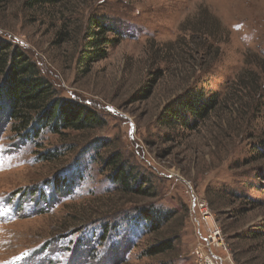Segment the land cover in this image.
Returning <instances> with one entry per match:
<instances>
[{
    "label": "rangeland",
    "instance_id": "rangeland-1",
    "mask_svg": "<svg viewBox=\"0 0 264 264\" xmlns=\"http://www.w3.org/2000/svg\"><path fill=\"white\" fill-rule=\"evenodd\" d=\"M91 15L117 41L86 70ZM0 41L104 122L34 137L0 110V264H217L205 238L224 264H264V0H0ZM193 87L217 92L218 107L194 130L160 126ZM114 153L154 196L120 190L106 164ZM150 205L174 211L167 229L127 225ZM171 235L173 250L147 253Z\"/></svg>",
    "mask_w": 264,
    "mask_h": 264
},
{
    "label": "trees",
    "instance_id": "trees-1",
    "mask_svg": "<svg viewBox=\"0 0 264 264\" xmlns=\"http://www.w3.org/2000/svg\"><path fill=\"white\" fill-rule=\"evenodd\" d=\"M55 2L57 0H27L29 6ZM111 34H115L114 37H111ZM116 34V29L105 16L91 15L88 18L86 41L79 59L87 67L86 70L92 63L107 57L110 46L117 41ZM146 94L139 95L145 98ZM219 103L220 97L217 92L208 93L201 87H193L163 108L158 116V123L173 130L180 127L183 130H194ZM0 110L6 111L11 120L18 122L17 125L14 124L15 130L21 132L29 127L32 132L30 134L34 137H38L44 130L54 134L62 133L63 130L85 131L101 127L104 123L101 115L93 107L55 95L52 85L40 73L36 62L20 47H12L11 44L2 41H0ZM261 147L264 157V138L261 140ZM57 153L58 151L45 156L50 159ZM106 164L110 168V179L121 191L126 194L154 196V193H151L152 187L147 186L146 180L142 177L138 178L135 170L130 169L120 154H112ZM60 182L62 184L61 180ZM55 184L59 185V182ZM174 215L173 210L161 206H139L131 215L126 216V222L127 225L138 228L141 234L144 232L158 234L168 228L167 225ZM104 225V232H109L112 226L109 223ZM171 236L149 247L147 253L154 256L173 250L174 240L178 235Z\"/></svg>",
    "mask_w": 264,
    "mask_h": 264
},
{
    "label": "built area",
    "instance_id": "built-area-1",
    "mask_svg": "<svg viewBox=\"0 0 264 264\" xmlns=\"http://www.w3.org/2000/svg\"><path fill=\"white\" fill-rule=\"evenodd\" d=\"M190 187V192H191V196H192V205L194 206V211L196 210V208L198 207L199 203L201 201H199V199L197 198V196L195 195L193 189L191 186ZM205 218H210L208 215H206ZM196 221L197 223L200 222V219L197 217L196 218ZM199 234V232H198ZM200 235V234H199ZM216 239V241H218V239L220 240V231H214V237H213V240ZM205 243H207V246H206V249H207V252L209 254V256L214 259L217 264H224V256L222 254H220L213 246V244L211 243V240L210 238H205ZM213 262V260H212Z\"/></svg>",
    "mask_w": 264,
    "mask_h": 264
},
{
    "label": "bare ground",
    "instance_id": "bare-ground-1",
    "mask_svg": "<svg viewBox=\"0 0 264 264\" xmlns=\"http://www.w3.org/2000/svg\"><path fill=\"white\" fill-rule=\"evenodd\" d=\"M219 240V239H218Z\"/></svg>",
    "mask_w": 264,
    "mask_h": 264
}]
</instances>
